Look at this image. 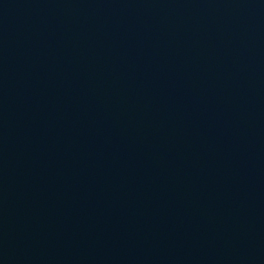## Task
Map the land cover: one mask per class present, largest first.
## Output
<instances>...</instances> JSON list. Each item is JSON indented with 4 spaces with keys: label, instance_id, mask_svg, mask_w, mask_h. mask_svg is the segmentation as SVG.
Segmentation results:
<instances>
[{
    "label": "water",
    "instance_id": "water-1",
    "mask_svg": "<svg viewBox=\"0 0 264 264\" xmlns=\"http://www.w3.org/2000/svg\"><path fill=\"white\" fill-rule=\"evenodd\" d=\"M0 264H264V0H0Z\"/></svg>",
    "mask_w": 264,
    "mask_h": 264
}]
</instances>
